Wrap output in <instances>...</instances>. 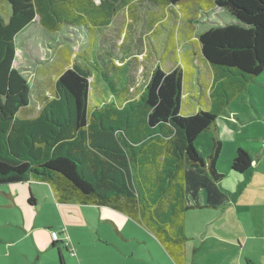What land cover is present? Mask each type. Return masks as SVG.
<instances>
[{"label": "trees", "instance_id": "16d2710c", "mask_svg": "<svg viewBox=\"0 0 264 264\" xmlns=\"http://www.w3.org/2000/svg\"><path fill=\"white\" fill-rule=\"evenodd\" d=\"M6 2L10 16H0V186L44 182L58 201L116 209L150 230L182 264L185 214L193 208L185 170L191 166L220 178L216 121L264 72V0ZM146 2L168 9L179 23L182 15L189 17L186 6L197 7L198 16L217 9L225 15L195 41L212 73L207 102L201 101L195 114L183 113L187 78L181 65L167 71L158 64L144 86L128 93L124 69L98 57L109 71L115 69L106 82L113 97L92 99L89 61H76L58 76L53 97L35 116H27L31 86L13 65L16 38L36 17L50 33L85 26L96 37L120 12L147 14ZM131 27L127 21L124 31ZM202 138L209 140V149L198 152L195 142ZM251 164L249 155L238 150L231 168L242 174Z\"/></svg>", "mask_w": 264, "mask_h": 264}, {"label": "crops", "instance_id": "0c3cea01", "mask_svg": "<svg viewBox=\"0 0 264 264\" xmlns=\"http://www.w3.org/2000/svg\"><path fill=\"white\" fill-rule=\"evenodd\" d=\"M143 6L147 14L139 11L120 12L105 31L101 34L95 32L96 37H93L94 32L91 33L85 26H64L59 32L51 35L68 29H83L87 34L89 31V36L85 35L84 39L87 38L91 44L97 43V47L100 45L98 50H105L98 57L110 65L124 69V75L122 73L121 76L124 81L126 78L124 89L128 93L137 92L144 86L158 64L162 63L167 71L173 70V66H168V63H172L170 59H173V64L181 65L186 72L183 113L195 114L199 110L200 102H207V88L212 81L211 70L203 60L199 44L195 43V21L191 22L189 19L199 17L197 7H184V12L189 17H181L180 23L183 21V24H186L185 33L182 34L179 19L172 13L171 17L168 9L148 2ZM204 15L209 16L207 18L210 25L214 19L211 14ZM169 19L172 20L171 25L168 24ZM36 21L41 26L39 17H36L22 32ZM127 21L131 22L133 27L140 23L142 30L130 34L128 28L126 33L124 28ZM176 23L177 27L174 28ZM171 35L175 36L173 40L170 39ZM146 61L148 65L145 64ZM104 66L102 72L95 74V79L105 91L106 95L103 96L113 97L106 82L107 77L111 78L109 74L114 73L115 69L110 72L107 64ZM262 74L259 76L260 81L258 77L256 82L251 83L216 121L215 131L222 143V154L215 166L220 178L215 179L208 172L200 173L191 166L186 167V196L188 204L193 206L188 211L210 209L221 212V215L213 220L216 221L214 227L202 229L201 235H190L186 232L185 214L186 240L183 245L182 264H264ZM252 88L260 89V102L254 98L257 93H254ZM244 94L250 95L251 100H244ZM100 96L102 95H98V98ZM238 101L248 103L245 105H249L250 109L245 107L244 110L241 106L232 105ZM32 105L31 99L30 106L25 110L28 112ZM257 120L260 121L259 132L258 127H254L252 123ZM238 150L245 151L252 161L251 168L242 174L234 172L231 168ZM258 172L260 178L257 177ZM189 173L192 178L188 177ZM206 185L210 186L209 190L214 191L217 185L224 187L225 195H221L217 200H209L208 195L204 197L199 194L207 188ZM0 187L3 188L0 189V264H59L58 259L61 257L64 264H177L168 248L164 247L150 230L116 209L84 205L73 200L58 201L52 187L44 182L29 181ZM189 187H192V190ZM238 187L253 193L249 195V199L255 203V207L250 209L249 205L237 200L235 191ZM238 191L240 190L237 189ZM190 192L197 195L194 198L195 205L191 204ZM228 217L230 220H227ZM51 232H56L59 240H53ZM142 237L149 245H121L119 239L126 241V244L143 243ZM153 237L161 245H151ZM191 242H194V245H187Z\"/></svg>", "mask_w": 264, "mask_h": 264}, {"label": "rangeland", "instance_id": "374dc122", "mask_svg": "<svg viewBox=\"0 0 264 264\" xmlns=\"http://www.w3.org/2000/svg\"><path fill=\"white\" fill-rule=\"evenodd\" d=\"M10 6L6 2V0H0V16L4 18V20H8L10 16ZM219 9L215 10V12L211 13L212 19H218V17H224L223 12H218ZM170 13V11L168 12ZM170 16L172 17L171 13ZM209 16H205L204 14H201L199 16V19L193 22V25L196 24V30H195V36L197 38L198 34L205 31L209 26L208 18ZM210 18V19H211ZM170 20V19H169ZM172 20L168 21V24L171 25ZM141 24L136 23L134 27H131L129 29L130 34H135L136 31L139 33L141 29ZM180 30L183 33H185V25L180 23ZM161 29V28H160ZM168 29V28H167ZM167 29H165V33H167ZM127 30V29H126ZM169 30V29H168ZM83 29L77 30V29H68L64 32H60L57 35H51V33L45 31L38 22H34L32 26H30L27 30L22 32L20 36L17 38V53H16V59L14 61L13 67L18 69L20 73L27 79L29 82L32 92H31V98L33 105L30 107V110L27 112V116H34L36 115L41 106L42 101L46 99H51L55 93V81L58 78V76L66 69L71 67V64L79 61L81 64H85L89 61V67L93 73L90 82H91V95L92 99H95L98 97V95H106L105 91L102 87L98 85L97 80L95 79V74L97 72H102L105 69L104 64L102 61L98 58L99 55L103 54L105 50H98L100 49V45L97 47V43H89V40L84 39L85 35L89 36ZM128 32V31H127ZM140 35V34H138ZM66 51V53H65ZM100 53V54H99ZM82 54V56H81ZM95 56V58H94ZM85 60V61H84ZM87 61V62H86ZM151 61V60H150ZM172 63H168V66L175 68L178 65H174L173 59H170ZM146 65H148V61L145 62ZM155 67V66H154ZM153 67V68H154ZM99 68V69H98ZM172 68V69H173ZM101 69V70H100ZM264 76V73L262 74ZM260 81V77H259ZM108 86V84L106 83ZM254 93H257L254 98L258 100L257 102H260V89L252 88ZM243 99L246 101L251 100V96L244 94ZM40 102V103H39ZM94 103V101H92ZM242 101H238L233 103L232 105H238L241 106L245 110V107L247 109H250V106H246ZM260 107V105H259ZM254 127H258L257 131H260V121L257 120L256 122H252ZM250 123V124H252ZM206 138L200 139L198 142H195V148L198 150V152H201V150H208L209 145ZM201 145H203V149L201 148ZM246 148V147H245ZM225 164V162H222ZM221 170L218 169V171ZM260 172H258L257 177L259 176ZM189 178L191 177V174L189 173ZM187 177V178H188ZM197 179V178H196ZM232 183L231 181H229ZM238 184V183H236ZM3 186V185H2ZM206 189L202 192L200 191V195L209 197V200H217L218 197L221 195H225V188L216 186V191L210 189L209 185H206ZM7 188V187H5ZM0 189H3L0 187ZM189 189L192 190V187H189ZM218 189H220L218 191ZM234 192V187H232ZM237 189L240 190L237 192ZM235 191V197L237 198L240 203H244L246 205H249L250 209L252 207H255V203L249 199V195L253 194L252 192H246L243 191L244 188L242 187L239 189V187ZM190 190V191H191ZM6 191V190H3ZM195 194V193H194ZM191 204L195 205V197L196 194L193 195V193H189ZM204 197L202 200H204ZM221 215V212L218 213V211L210 210V209H194L191 211H188L186 213V232L190 235H201V230L204 228H207L209 226L214 227L216 225V221H213L216 216ZM244 216V215H243ZM227 220H230V217L227 218ZM246 221V219H242V221ZM117 237V235H115ZM121 241V245H149L147 244L148 241L142 237L141 239L143 243H127L126 241H122L121 238H119ZM147 242V243H146ZM151 245H161L154 237L151 238ZM194 242L188 243L187 245H194ZM67 254V253H65ZM58 263H60V260L58 259ZM141 264V263H138Z\"/></svg>", "mask_w": 264, "mask_h": 264}, {"label": "built area", "instance_id": "2783aa9c", "mask_svg": "<svg viewBox=\"0 0 264 264\" xmlns=\"http://www.w3.org/2000/svg\"><path fill=\"white\" fill-rule=\"evenodd\" d=\"M51 237L53 240H59V235L56 232H51ZM74 253H72L73 255Z\"/></svg>", "mask_w": 264, "mask_h": 264}]
</instances>
